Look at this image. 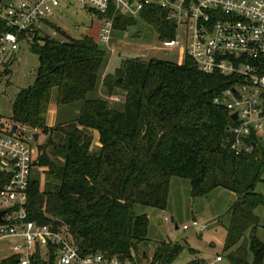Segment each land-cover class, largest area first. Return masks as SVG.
Returning <instances> with one entry per match:
<instances>
[{
    "label": "trees",
    "instance_id": "16d2710c",
    "mask_svg": "<svg viewBox=\"0 0 264 264\" xmlns=\"http://www.w3.org/2000/svg\"><path fill=\"white\" fill-rule=\"evenodd\" d=\"M157 12L141 15L161 37H171V23ZM134 21L120 15L114 27L125 29ZM36 33L25 34L39 59L36 76L17 91L10 117L12 123L46 135L36 147L34 168L42 167L44 177H35L33 168L25 202L28 217L54 228L65 226L84 252L133 258L140 255L138 244L147 239L148 224L147 215L137 213L134 205L164 208L171 178L183 177L192 195L215 187L236 194L224 224L223 249L231 264H264V221L259 224L255 213L257 205H264L255 189L264 175V145L257 142L240 154L230 148L229 111L213 100L229 85L226 76L202 72L188 56L182 63L122 58L102 78L107 93L115 88L125 92L123 108L117 109L104 97L87 96L105 54L97 40L64 30H58L59 37ZM51 98L58 106L79 102L77 114L48 124ZM258 225L263 239L256 236ZM180 249V244L162 240L152 260L171 264ZM52 262V254L48 261L37 254L31 264ZM0 264H18V256L11 253ZM186 264L205 262L194 257Z\"/></svg>",
    "mask_w": 264,
    "mask_h": 264
},
{
    "label": "built area",
    "instance_id": "2783aa9c",
    "mask_svg": "<svg viewBox=\"0 0 264 264\" xmlns=\"http://www.w3.org/2000/svg\"><path fill=\"white\" fill-rule=\"evenodd\" d=\"M63 2L81 3L97 13V41L102 43L110 40L118 16L141 15L144 11L145 18L157 9L171 23L173 32L171 37H161L162 46L181 43L199 70L219 73L229 80L213 100L223 101L229 111L230 148L240 154L262 141L264 0H0V79L19 41L28 32L40 31L46 25L45 17ZM234 112L235 119L231 118ZM12 124L0 114V241H12L18 264H31L37 254L41 257V248L48 257L52 254V264H157L151 254L130 258L101 250L84 252L65 226L54 228L30 219L25 202L36 145L32 144L33 131L23 136L17 124L12 131ZM189 226L202 231L207 224L193 219L181 225L183 229ZM221 257L217 253L205 264H215Z\"/></svg>",
    "mask_w": 264,
    "mask_h": 264
},
{
    "label": "rangeland",
    "instance_id": "374dc122",
    "mask_svg": "<svg viewBox=\"0 0 264 264\" xmlns=\"http://www.w3.org/2000/svg\"><path fill=\"white\" fill-rule=\"evenodd\" d=\"M4 3L7 2L4 1ZM132 16L135 20L134 23L125 29L114 27L110 32L108 42H98L105 54L98 70L96 86L91 95H107L102 84L103 72L107 69L113 71L122 58H156L174 63L185 61V49L181 43L168 47L162 46L161 36L155 26L139 13L132 14ZM45 19L46 25H43L40 31H36L38 37H43L46 34H55L59 37L58 30H64L73 37L87 34L97 40L100 19L89 6L81 3L66 4L63 2ZM38 64V56L31 49L29 40L21 39L18 48L8 57L6 68L0 79V87L4 88L3 91L0 90V114L2 117L11 121L12 101L20 88L28 87L33 83ZM116 94L120 95L121 99L110 100V102L114 108L122 109L124 101L122 90L115 88L112 95ZM78 107L79 102L58 107L54 99L51 98L46 111V122L55 123L58 119L67 120L76 114ZM20 132L26 136L30 131L20 127ZM45 137V134H39L37 140H32V144L37 147L43 143ZM95 138L96 135L94 142ZM34 176H39L41 179L44 177L42 167L34 168ZM255 189L264 197V175L261 180L257 181ZM235 198L236 194L224 187H215L205 194L192 195L189 180L173 176L169 184L168 201L164 208L141 203L134 205V210L137 213H145L148 217L147 239L139 242V253L146 251L147 254H151L162 240H169L181 245L180 252L171 264H186L194 257L200 258L206 263L213 260L217 253L222 257L215 264H231L227 251L223 249L226 235L224 224L227 220L228 210ZM255 213L259 217V224L263 223L264 205H257ZM193 219L207 224L206 228L199 231L194 226L185 229L181 227L182 224H189ZM175 223L178 224V228H175ZM256 236L263 239L261 225L256 228ZM11 242L10 240L0 241V259L13 253ZM40 255L42 259L49 260L45 248H41ZM247 260L251 263L252 254L250 251L247 252Z\"/></svg>",
    "mask_w": 264,
    "mask_h": 264
},
{
    "label": "crops",
    "instance_id": "0c3cea01",
    "mask_svg": "<svg viewBox=\"0 0 264 264\" xmlns=\"http://www.w3.org/2000/svg\"><path fill=\"white\" fill-rule=\"evenodd\" d=\"M107 72H110L108 69L105 71V72H103V76L107 73ZM103 76H102V78H103ZM104 89V88H103ZM94 90V89H93ZM93 90H91V91H89L88 93H87V96L88 97H92V98H94V97H104V98H106L107 100H108V102H109V104L112 106V104H111V102H110V100H120L121 99V97H120V95H118V94H116V95H112V93H107V95L106 94H103V95H96V94H94V95H91V92L93 91ZM122 90V89H121ZM107 92V91H106ZM125 95V92H124V90H122V96H124ZM73 103H71V104H64V105H59L58 107H63V106H66V105H72ZM79 108V107H78ZM77 112H78V109H77ZM77 112H76V114H77ZM75 114V115H76ZM75 115H73V116H75ZM72 116V117H73ZM71 118V117H70ZM69 119V118H68ZM63 120H66V119H58L56 122H59V121H63ZM55 122V123H56ZM48 124H54V123H48ZM94 134L96 135V138H95V142L96 143H98V140H97V138H98V133H97V131L96 130H94ZM179 226H178V224L177 223H175V228H178Z\"/></svg>",
    "mask_w": 264,
    "mask_h": 264
},
{
    "label": "water",
    "instance_id": "95a60500",
    "mask_svg": "<svg viewBox=\"0 0 264 264\" xmlns=\"http://www.w3.org/2000/svg\"><path fill=\"white\" fill-rule=\"evenodd\" d=\"M118 80H121V77H119ZM221 104H223V101H221ZM236 115L237 114L235 112L232 113L231 114V118L235 119L236 118ZM11 129H12V131H14L16 129V123H13L12 124ZM32 136H33L34 140H37L39 134H38V132H33ZM261 144L264 145V138H262ZM1 212H2V210H0V214H1Z\"/></svg>",
    "mask_w": 264,
    "mask_h": 264
}]
</instances>
